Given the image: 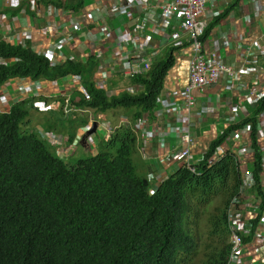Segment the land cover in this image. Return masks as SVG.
<instances>
[{"label": "trees", "instance_id": "1", "mask_svg": "<svg viewBox=\"0 0 264 264\" xmlns=\"http://www.w3.org/2000/svg\"><path fill=\"white\" fill-rule=\"evenodd\" d=\"M83 1L58 0L56 5L79 11ZM232 7L209 24L203 39ZM178 48L170 46L163 56L152 59L151 68L130 81V89L109 96L95 83L98 61L94 56L56 64L30 44L0 41V86L12 78L53 81L76 74L91 99L77 92L71 98L72 108L92 110L95 115L124 109L133 115L131 126L118 127L102 146L108 150L71 165L41 134L23 128L33 99L0 114V264H183L203 245L205 233L200 226L214 195L222 201L208 221L221 248L204 264H226L230 251L227 210L239 194L242 167L236 154L227 152L218 158L215 152L235 130L247 125L252 126L256 151L249 166L263 198L262 212L252 222L257 228L264 211V168L258 142L264 99L251 115L225 128L211 142L198 173L181 166L153 187L147 175L138 172L133 157L138 134L133 124L146 116L156 118ZM135 87L138 91L131 92ZM70 115L61 124L66 148L75 142L78 125L88 124L89 119L81 111ZM44 128L53 129L51 124Z\"/></svg>", "mask_w": 264, "mask_h": 264}, {"label": "built area", "instance_id": "2", "mask_svg": "<svg viewBox=\"0 0 264 264\" xmlns=\"http://www.w3.org/2000/svg\"><path fill=\"white\" fill-rule=\"evenodd\" d=\"M13 0H9L12 2ZM115 1V0H114ZM109 4L111 14L127 13L130 9L143 7L147 4V0H128L127 4L122 6L113 2ZM217 0H164L161 9V20L152 26V32L155 34H164L169 27L172 26L173 21L181 18L180 30L173 34V40L177 43L183 41L187 42L190 46L191 56L189 58V69L187 82L184 86L178 87L176 91L164 92L161 94L158 102L161 104L163 111L157 110L156 116L158 118H165V121H173L177 123L167 124L165 126H158L157 140L160 144L166 147V160L171 162L181 163L192 172L198 173V166L205 155L196 154L194 146L196 139L194 132L191 129L190 119L195 115L200 119L208 116L211 112H217L218 107L213 106L209 99V103L203 106L199 111L197 107V92L208 91L211 89L223 88L227 93V104L229 111L230 124H238L249 116L247 104L255 106L258 102L264 99V66H261L259 60L264 57V45L261 43L253 44L249 49H244L242 53V66L236 67L235 65L226 64L218 51V46L211 47L209 38L203 39L206 29L209 24L221 14L220 8L216 6ZM242 5H255V9L264 13V4L260 0H240ZM217 10V12H216ZM213 13H216L215 15ZM221 16V15H220ZM143 28H148L149 23L145 21L142 24ZM85 22L76 21L72 23V30H65L64 40L57 42L54 40L51 45L54 46V58L61 63L59 51L65 44H76L78 36L85 32ZM32 32V29H30ZM141 30L134 29L133 31L123 34V40H120V45L115 48L114 56L126 55L131 53L125 59L119 58L117 60H109L104 56L102 50L97 51L98 61V74L94 80L98 88L104 89L109 96L119 95L125 89L121 90L117 87H111L110 78L119 77L118 74L122 73L123 78L131 81L133 78L144 74L151 68L152 58L145 54L150 48L149 44L138 42ZM231 40L244 46L245 38L241 36V30L238 29L231 33ZM107 35L102 39L105 41ZM154 40L149 41L152 43ZM87 52V54H91ZM3 63V62H2ZM120 69H122L120 71ZM171 70H178L173 66ZM122 78V76H120ZM248 77L250 80H246ZM24 78H12L7 80L0 86V113L9 112L13 104H17L24 100L25 95L23 89ZM28 86L31 87V93L37 95L41 86L39 82L29 81ZM66 82V84H65ZM54 90L57 95L64 99V110L67 114L72 113L74 110L70 106L74 86L78 85L77 91L81 92L86 100H90L91 96L87 89L81 84V77L78 75H69L63 78V83L53 81ZM15 85L17 88L11 87ZM142 89L141 86H139ZM130 89V88H129ZM28 90V89H27ZM13 91V92H11ZM138 88L135 87L131 92L135 93ZM161 109V110H162ZM80 111V110H79ZM260 123L258 126V142L262 145V164L264 168V112L260 115ZM149 118L143 117L138 119L134 124L136 131H141L148 140H150L149 130L147 129ZM98 121L95 117H91L87 127L80 130L75 138V142L71 145H78L86 141L89 145L93 144V140L89 139L91 135L88 132L92 129L94 122ZM101 121V120H100ZM98 122V128L100 126ZM124 126H131L129 122L124 121ZM122 126V125H120ZM119 126V127H120ZM111 124L108 122L109 134L105 139L112 136L114 131ZM43 138L47 139L50 143L57 147L59 155L65 158L68 150L72 147H64V139L62 136L51 134L43 128H37ZM169 133H177L180 137V146L174 149L167 145V137ZM142 134V135H143ZM153 138V137H152ZM238 149L237 151H234ZM208 150V149H207ZM227 152L236 154V158L242 167L241 181L242 185L239 194L232 200L231 206L227 210L228 227L230 230L231 239V252L227 264H264V211L259 218L257 228L254 230L252 223L257 215L262 212L263 198L261 193L256 187V180L253 172L246 166L255 158L256 151L252 148V126L247 125L241 129L235 130L230 139L215 152L216 157L221 158ZM165 159H163L164 161ZM264 191V182H262ZM244 204V209H239L240 201ZM254 231V232H253ZM244 235L251 236V243H244Z\"/></svg>", "mask_w": 264, "mask_h": 264}, {"label": "crops", "instance_id": "3", "mask_svg": "<svg viewBox=\"0 0 264 264\" xmlns=\"http://www.w3.org/2000/svg\"><path fill=\"white\" fill-rule=\"evenodd\" d=\"M57 1L58 0H13L9 2V0H0V41L4 40L11 44H30L36 52L52 59L54 58L55 48L51 43L54 40H64V31L72 30V23L84 21L86 25L85 32L87 33L85 35H79L76 44L67 45L66 47L62 46V49L59 51L60 60L73 59L85 61L91 58L92 54H94L93 56L95 57L97 51L102 50L104 56L112 61L121 57L125 59L131 54L121 55V57L114 56L115 48L120 45V40H123V34L133 31L134 29H139L141 32L138 37V42L143 44L147 42L149 44L150 48L145 54L151 56L152 59L163 56L170 46H179L175 55L176 60L183 64L181 70L185 69V81L180 76V74H182L181 71L171 70L164 92L176 91L179 85L184 86L186 84L189 58L191 56L190 46L187 42H183L187 40V38H184L183 41L178 43L176 40H173V34H175L177 30H180L181 18L177 17L173 21L172 26L167 29L165 35L152 32V26L161 20V6L164 0H147L148 5H146V7L143 6L130 9L127 13L122 14L110 13L109 4L114 0H84L83 8L79 11L73 8L67 9L57 6ZM260 1L264 4V0ZM127 2L128 0H115L113 4L116 3L124 6ZM216 6L220 8V15L224 14L229 7H233L225 18H219V22L216 23L215 27L209 33L207 37L209 38V44L213 48L216 45L218 46V51L226 64L241 67V56L244 49H249L252 43H261L264 45V13L255 9L254 4H248L247 6L240 4V0H217ZM213 14L215 15L216 13ZM220 15L216 18L220 17ZM145 21L149 23L148 28H143L142 24H145ZM30 29H32V32ZM238 29L241 30V36L246 39L242 47L239 43L231 40L230 36L232 32ZM104 35H107L105 41L102 39ZM151 40L154 41L150 43L149 41ZM91 50H93V52L88 55L87 52L89 53ZM58 60L59 58L57 57V61ZM259 62L261 66H264V57L260 58ZM121 70L122 69H120V71ZM97 74L98 71L96 75ZM118 75L123 78L122 73ZM245 79L250 80L248 77ZM26 80L27 79L23 81V85L26 88L23 89L25 98L32 100L33 97H35L30 106L35 113L44 115L45 112L42 110L43 102H46L47 105V101H58L59 97L53 88L55 84L51 83L53 81H41V90H39L37 95H34L31 93V87L27 85L28 82H26ZM58 82L63 83V80H58ZM114 85L115 87H121L120 84ZM11 87L13 89L17 88L12 84ZM178 91L179 90H177V92ZM196 96L197 111L207 105L209 99H212L211 103L213 106L218 107L217 112H211L203 119L195 116L196 114L190 119L191 129L196 139L194 151L196 154L202 156L209 148L211 142L217 138L219 132L230 124V113L228 111L227 93L224 92L223 88L197 92ZM253 107V105L247 104L249 115L254 111ZM161 109L162 106L160 105L157 110L163 111V109ZM84 114L86 115L87 111ZM105 115V113L96 115V117H98L97 120H105ZM46 116H48V118L45 123H50L56 132L54 133L51 131V133L63 134L65 136L64 132H61V124L62 122L64 123L66 117L63 116L61 112L57 114L53 112H50V114L46 113ZM146 117L149 118L147 129L151 137L150 140H148L147 136L141 131L138 132L136 154L143 168L144 175H147L152 182V186L156 187L182 166L181 163L171 162L166 164L167 162L165 163V161H162L166 158L167 150L164 145L159 143L157 137H155L158 133L156 128L159 125L165 126L167 122H169L170 125H177V123L165 121V118H158L157 116L152 119L148 116ZM50 118L52 119L51 122L48 120ZM45 123L43 127H46ZM166 143L167 145L169 144L172 149L179 147L180 137L177 133H169ZM93 145H95L94 140ZM83 147L87 150V145L85 143ZM175 166L176 169H173ZM248 169H250L249 165L246 166V170Z\"/></svg>", "mask_w": 264, "mask_h": 264}, {"label": "rangeland", "instance_id": "4", "mask_svg": "<svg viewBox=\"0 0 264 264\" xmlns=\"http://www.w3.org/2000/svg\"><path fill=\"white\" fill-rule=\"evenodd\" d=\"M221 1V0H219ZM53 59V58H52ZM177 67V69L179 71L182 72V74H180V76L182 77V79H184L185 81V76H184V70H181L183 64L182 62H179L176 60L175 65ZM120 84L121 87H117L121 90L123 89H129L130 85L129 82L125 79V78H121V77H111V87H115L114 84ZM74 86L73 88V93H72V97L75 95H77L78 91H77V87L78 85L72 84ZM59 97V96H58ZM61 97L58 98V101L52 100L50 102L47 101V105L46 102H43V108L42 110L45 112L44 115H40L35 113V111L30 108V114L29 117L27 118V123L26 125L23 126L24 129H29V130H33L37 127H43L44 123L47 121L46 119L48 118V116H46V113L53 112L55 114H57L58 112H61L63 114V116H65L66 118H68L70 116V114H67L64 110V104L59 100ZM63 99V98H61ZM64 100V99H63ZM72 108V107H71ZM74 109V108H73ZM75 110V109H74ZM74 112V111H73ZM92 113L95 115V113L92 111ZM105 119L106 120H101L100 121V126L97 129L96 133L92 136L89 137V139H92L95 141V147H93L94 145L92 144V147L87 146V150L84 149V147L81 144L73 145L72 150L70 153H66L65 156V160L66 162L70 163L71 165H75L77 163V161L79 160V158L81 157H86L88 155H92L97 153L98 151H102V150H108L107 147H102L105 146L106 142H105V138L107 137V135L109 134V130H108V122L111 124L112 126V130L116 127H119L120 125H124V121L125 122H131L132 121V116L133 115H129V113H127L124 109H114V110H110L108 112L105 113ZM91 114L87 113L85 115V118L88 119ZM96 119H98V117H96ZM50 122L52 121V119H48ZM89 120V119H88ZM48 124L50 123H45L46 126H48ZM88 124H80L78 125V130H84L87 127ZM45 131L51 133V131H55L54 129L51 130H46ZM223 131V130H222ZM219 132V135L222 133ZM138 134V132H136ZM53 134V133H51ZM143 136V135H142ZM218 137V136H217ZM143 138V137H142ZM76 150V151H75ZM238 150V149H236ZM115 151V150H114ZM136 166L138 167V172L140 175H144V171L143 168L140 165L139 159L137 157L136 151L133 154ZM165 163L169 164L170 161L166 160V158H164ZM163 161V160H162ZM249 165V164H248ZM176 169V166L173 168ZM212 197V196H211ZM220 201L221 197L214 195L212 198V203H210L207 207L206 212L203 215V223L201 224L200 228L203 235V245L202 247L192 255V257L190 259H185L183 264H204L207 260H208V256H212L217 250H219L221 248V242L220 239L217 237L212 236V234L210 233V229H211V225L209 223V217L210 215L214 212V209L216 206L220 205ZM229 242V239H228ZM256 264H260V261H256Z\"/></svg>", "mask_w": 264, "mask_h": 264}, {"label": "clouds", "instance_id": "5", "mask_svg": "<svg viewBox=\"0 0 264 264\" xmlns=\"http://www.w3.org/2000/svg\"><path fill=\"white\" fill-rule=\"evenodd\" d=\"M87 33V32H86ZM86 33H84V34H82V35H85ZM65 37V36H64ZM57 42H61L60 40L58 41V40H56ZM68 45H70V44H68ZM67 46V44H65L64 45V47H66ZM176 46V45H175ZM181 48V47H180ZM92 52H93V50H91ZM94 54H92V56H93ZM95 57H96V59H98L97 58V55L95 54ZM51 59V58H50ZM1 60V59H0ZM52 61H54V63H56V64H61V63H63L64 61H66V59L63 61V62H61V63H59V62H57V60H55V59H51ZM3 62V60H1V63ZM0 63V64H1ZM7 64H9L8 62H7ZM97 70H98V67H97ZM97 70H96V72H95V76H96V73H97ZM72 75H76V74H72ZM69 76V75H68ZM79 76V75H78ZM95 76H94V78H95ZM67 77V76H66ZM81 77V76H80ZM22 79V78H21ZM24 79H29V81L31 80V81H34V82H41V81H47V80H44V79H40V80H33V79H30V78H24ZM58 80H63V79H58ZM58 80H53V81H58ZM47 82H49V81H47ZM130 83V82H129ZM82 84V83H81ZM41 97V96H40ZM33 99H35V97H33ZM26 100H30V99H27V98H24V100L23 101H26ZM22 102V101H21ZM13 105H15V104H13ZM12 105V106H13ZM30 105H31V103H30ZM31 107V106H30ZM12 108V107H11ZM11 110V109H10ZM82 112V113H85L86 111H87V113H89V114H91V115H89L90 117H89V120H88V123H89V121H90V118L93 116V117H95L96 118V115H94L93 113H92V110H83L82 111V109H76V111L75 112H80V111ZM4 112H2V113H0V114H3ZM6 113H8V112H6ZM71 114V113H70ZM104 118V117H103ZM106 120V119H105ZM97 122H99V120L97 121ZM99 124V123H98ZM37 128H43L44 130H45V128L44 127H37ZM37 128H35V129H33V130H31V131H36L37 132ZM97 129H98V127H97ZM133 129H134V124H133ZM97 131V130H96ZM134 131L135 132H139V131H136L135 129H134ZM78 132H79V130H78ZM96 133V132H95ZM94 133V134H95ZM40 134V133H39ZM94 134H91V136L92 135H94ZM56 135H58V136H62L61 134H56ZM41 137H43L42 135H41ZM63 137V136H62ZM64 138V137H63ZM111 138V137H110ZM110 138H108V139H106L105 141H107V140H109ZM86 144L87 146H89V147H92V145H89L88 143H86V141H83L82 143H80L81 145H83V144ZM65 146V145H64ZM93 147H95V145L93 146ZM251 163V162H250ZM250 163H249V165H250ZM263 182H264V179H263ZM263 187V186H262ZM261 195V194H260ZM229 228V227H228ZM230 231V230H229ZM244 243H248V242H246L245 241V239L246 238H250V241H251V236H245L244 235ZM249 243H251V242H249ZM229 244H230V251H229V255H228V259H229V257H230V252H231V239H230V237H229ZM227 262H228V260H227ZM227 264V263H226Z\"/></svg>", "mask_w": 264, "mask_h": 264}, {"label": "water", "instance_id": "6", "mask_svg": "<svg viewBox=\"0 0 264 264\" xmlns=\"http://www.w3.org/2000/svg\"><path fill=\"white\" fill-rule=\"evenodd\" d=\"M98 122H94L92 129L88 132V135L94 134L97 130Z\"/></svg>", "mask_w": 264, "mask_h": 264}]
</instances>
